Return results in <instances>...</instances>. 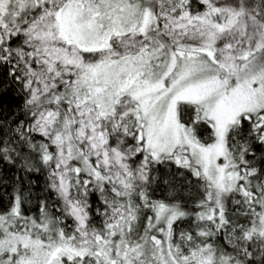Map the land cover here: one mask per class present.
Here are the masks:
<instances>
[{
  "label": "snow or ice",
  "instance_id": "snow-or-ice-1",
  "mask_svg": "<svg viewBox=\"0 0 264 264\" xmlns=\"http://www.w3.org/2000/svg\"><path fill=\"white\" fill-rule=\"evenodd\" d=\"M0 264H264V0H0Z\"/></svg>",
  "mask_w": 264,
  "mask_h": 264
}]
</instances>
